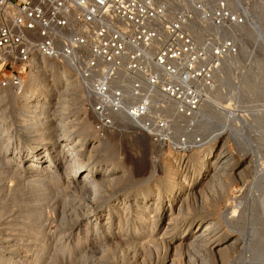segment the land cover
I'll list each match as a JSON object with an SVG mask.
<instances>
[{
  "label": "built area",
  "instance_id": "1",
  "mask_svg": "<svg viewBox=\"0 0 264 264\" xmlns=\"http://www.w3.org/2000/svg\"><path fill=\"white\" fill-rule=\"evenodd\" d=\"M245 7V0H0V85L21 90L34 59H55L75 75L100 138L126 122L159 145L197 144V112L217 91L226 61L239 57Z\"/></svg>",
  "mask_w": 264,
  "mask_h": 264
},
{
  "label": "bare ground",
  "instance_id": "2",
  "mask_svg": "<svg viewBox=\"0 0 264 264\" xmlns=\"http://www.w3.org/2000/svg\"><path fill=\"white\" fill-rule=\"evenodd\" d=\"M245 8L250 11V14L247 16V21L240 30L239 55L247 54L246 57H249L251 53V51L250 52L247 51V47H245L246 44L244 46V43L247 40L246 38L250 37V35H248L247 33L248 30L253 31L252 34L255 37L254 38L255 49H257L258 52H260V50L262 51V56L259 53V58L257 62L258 71L256 70L257 71L256 74L252 72L244 77V82L245 84H247V87L246 86L245 87L248 89L247 91L245 90L246 91L245 93L248 92V95L251 96L254 94V99L255 97H257V99L260 98L262 102L264 101V27H262L263 25H261L262 22L260 23L258 20H256L257 16L251 17V14L253 12L252 11L253 6H251L250 8L249 7L248 8L245 7ZM255 10L256 12L258 11L256 8ZM247 25H249V29ZM242 48L244 49V51H247L249 53L243 52ZM237 59L238 58L235 57L228 59L226 61L225 68L220 73L221 75H219L220 77L218 78L219 83L225 80V78H229V77H224L226 68L230 70L231 69L230 63L234 62ZM53 61L55 60H51L47 58H36L34 59L32 63V67L29 71V76H28L30 78L29 82L32 85L28 86L26 92L27 94H30L32 96L33 95L37 96V104L33 116L21 117L23 124L20 126L19 130L21 132H24V129L29 127L27 128L28 133L31 134L30 139L28 140L29 142L31 141L30 144L28 142H27L28 144H25V148L30 149V151H28L30 154L28 155L27 161L25 162L26 164L24 163L23 165L19 160L20 158L12 154V149L10 150L8 144H4V140H3L4 132L2 128H0V141L3 140V142L0 144V180L6 179V181L7 180L11 181V179H13L15 176H21L23 181L24 182L26 181V185L30 187L31 192L33 193V201L34 202L35 201L37 202L39 200L42 201V202L39 201L40 202L39 204L37 203L39 206L32 208V212L28 215L29 221L27 224L29 226L28 228H25L24 232L23 230H21L22 228L20 229L19 226L14 224L13 221L7 223V227L5 226V228L4 227L0 228V264H61L62 263L61 260L63 257L65 258V256L69 254H71L70 257H73L72 256V254H74L73 250H70L68 252L66 249L68 247V244L66 243L65 238L73 233V232L71 233V231H73L76 226H73L70 229H68L69 228L68 222L70 221L67 220V215L69 214L66 213L67 208H65L67 203H65L66 201L65 199L62 200L64 197L60 198V196L64 194L65 190L67 192L69 189H71L72 182L78 184L83 183V185H81L78 189H75V191L78 190L77 193L80 192L82 194V195L80 194L81 196L83 195L84 197L86 196V198H84L86 201L84 203H77L78 206L76 207L77 209L80 208L84 211V214L83 213L81 214L79 212L80 209L78 210L79 214L85 215L87 217L90 224L91 223L90 221H92L93 219L94 220L100 219V216L98 214L100 213L101 210L99 209L98 211V208L102 207V204H100L98 200L105 197V194L107 192L114 190L115 186L118 184V181L121 180L126 174V170L117 168V165L115 163H111L107 166H102V164L100 165L98 163L99 160L98 158H100V156H98L97 158L94 155L93 150L87 151V153L84 155L82 153L84 145L82 144L81 141L75 142V140L71 137L72 130L69 129V127L62 120L61 117L58 116L56 117V124H54L55 125L54 127L49 125L48 117L46 115H43L45 114L44 112L47 108L46 104L48 103L45 99H43L44 100L43 101L42 99L39 98L40 95L44 96L43 92H45L43 91L44 89L41 87L40 83L38 82V77H37L42 70L51 68L53 73L59 74L60 79L62 81L63 88L61 92L57 94V95H61L57 98L60 104L54 110L58 115H60L63 111H66V109L69 108L68 100L64 96L66 93L68 95L70 93V96H73V98L75 97L78 98V96L81 95L82 93L80 85L75 75L69 69V67L64 63L59 62L60 67L57 68L58 64L54 65ZM255 64L256 62L254 61L253 66ZM228 76H230L229 73ZM241 80L243 79L237 81L235 86L231 87V89L229 88L230 89L229 91L226 90L228 91L227 92L228 94H232V97L230 99L225 98L226 101L223 100V102L222 101L219 102L217 101L219 97L216 100L214 97H212L213 94H211L210 92L207 93L206 101L197 112L196 115L197 123L199 122L202 125V122L203 124H205L206 121H215L218 127L214 128L213 131L208 133L205 132L204 130H201L204 127L203 125L200 126L198 124L200 126V127L198 126L200 133L202 134V141L197 144L190 142V144L197 145L198 147L206 146V149L200 153L199 157L197 158L194 157L193 160L189 159L186 161L182 157L180 158L173 157L172 153L169 151L170 152L169 155L171 156V158H174L173 159L174 163L171 169L168 170L166 173L168 177L166 178L167 181L165 183L170 187V191L172 190L171 192H169L170 194L168 193L169 199H167V201H165V199L161 196L162 190H164L162 185H157L155 188H150L148 186L134 193L127 194L128 196L124 198V200L120 198L122 201L116 200L114 204L112 203L113 205L110 206V209L106 214L107 215L106 218L107 220L105 223L106 226L111 225L113 223L112 220L119 217H123L119 219L121 221H124L125 226L127 227L131 224L135 229L134 232L136 233V236L132 235L130 236V238L124 239L123 241L121 240V242L118 241L119 243H116L114 241L115 238H113V236L111 238L110 236L109 238H111L113 241H111L110 239V241L107 242V240L109 239V238L107 239V236H109L110 234V232L107 230L108 232L105 233L107 235L106 237H104L107 240L103 241L102 238L101 239L102 241L98 242L99 244H97L98 246H96L98 249L102 250L101 252H103L102 255L100 254V256H102L101 257L102 260L103 258L104 259H106L107 257L110 258V254L112 253L110 251L114 248V245L113 248H109V246H111L112 244H114L113 242H115L116 246L117 244H120L122 246L124 245L123 247L126 248L125 250H129V249H134V251L141 250L143 252L144 251L147 252V254L153 251L159 253V251H161L163 248L171 250V253H169L168 256L169 259L166 262V264H176L177 257L179 255H183L184 254L183 252L185 251H187L189 254L195 253L198 255V257L200 256L201 264H209L210 260L212 259L213 260L217 259L219 264H228L229 262H231L232 259L230 258L231 251L240 247L245 249L244 252L246 251L251 253V259H253L252 257L258 258L256 260H259L258 261L259 264H264V247L261 242V239L263 238L262 237L263 233L261 235V226H260L262 222L259 223L260 225L256 226V227L260 226V232H258L260 233L259 234L260 251L258 249L257 251L254 250L255 252L252 251L255 248V246L259 245L258 244L259 238L253 232L254 231L253 229L255 227L252 230L250 229V231L247 229L244 230L242 228L240 230L234 229L235 227H238L235 226L236 223L237 225H239L237 220L243 216L242 214L238 213L241 211L240 208L243 205V201L237 202V204H234L233 202L230 201L231 204L229 207L230 211H227L226 209V211H222V213L220 212L221 214L220 217L217 219V221H215L214 219H210L205 222L198 221L193 227V229H190V232L189 231L185 232L181 229H180L181 232H178L183 219L186 217V215L191 214L193 201H196L198 199L199 201H201V203L202 202L204 203L206 199L207 202L208 199L210 198L211 195L210 193L211 192L214 193V190L216 191V187H212L213 186L212 184L215 183L220 185L221 189L219 190H222L221 192L224 193L225 191L224 183L227 182L226 180L227 178H229V175L232 176L233 174H236L243 176L245 170H249L248 168L252 164L253 160L256 161L257 156H255V158L254 156H252L251 159L247 160L245 164L242 165V167H244L243 170L237 173L236 172L237 168L232 167L233 157L226 150V141L229 138H234L237 140L238 137L242 136L241 133L242 128L237 125V122L241 120L243 123H245L248 120H250V118H247L246 115L247 112L244 110V108H242V106H239L241 107L239 108L236 104H234V106L236 105L234 108L232 103L229 102V100L231 99H235L236 102H238V100L240 101V99L237 98L238 97L237 95H239L242 92L243 87ZM226 91L224 93H226ZM9 93L10 92L4 89L0 91L2 97H7ZM233 109L236 111V115H234ZM23 110L25 109H22V111ZM21 114L26 115L27 113L24 114L23 112ZM119 119L124 121L125 117L121 115ZM261 127L264 128V112H261ZM208 129L209 128H207V130ZM261 133H262L261 136H264V132L262 130ZM23 138L24 137L22 136V133H18L15 141H11L13 145L15 144L16 149H18L20 146L24 144L25 139ZM44 141H51L52 142L51 146L50 147L45 146L43 148L40 147V144ZM60 142H64V144L61 145ZM45 145H47V142ZM60 146H62L63 148H60ZM179 149H183V148H179ZM95 157L96 159H94ZM193 167L195 168L193 169ZM61 169L66 170L64 177L67 183L65 182L66 183V185L64 184L65 187L53 188V185L57 183L56 182L57 179H55L54 177L56 181L55 180L53 181L52 177L56 175L58 176ZM58 171L59 173L57 174ZM194 174H196L195 179H194ZM59 177L60 176H58V178ZM200 182H202L201 186L199 185ZM6 184H4V190L7 189L6 191H8V193L11 190L16 189L15 187H14L15 189L14 188L10 189V187H8L9 184L7 186ZM16 185L19 186V184ZM260 185H262L261 193H260L261 199L259 201L260 205L258 202L257 205L260 206L261 214H263V218H264V176H262L261 178ZM213 188L215 189L213 190ZM1 189L3 190V187ZM221 192L220 194H222ZM216 193L218 192L216 191ZM73 194L75 195V193ZM37 196H39V198H37ZM155 196H157L156 202L155 204H153L152 198ZM154 199L155 198H153V200ZM177 200H180V204L178 206L177 203H175L177 202ZM30 203L33 204L32 202ZM195 203H193L194 206ZM203 203L201 206L206 207V205H204ZM60 204L61 207L63 208L61 210H59ZM246 205L244 203V206ZM255 206L254 208H256ZM43 207H47L49 209L52 208L53 212H56V214L58 215V217L48 218V220L51 219L52 221L53 220L55 221L54 227H49V225L45 223V218H44L45 210ZM76 207L74 206V208ZM67 212L69 211L67 210ZM1 213H0V218L1 216H4L3 215L4 213L3 212ZM70 213L72 214V212ZM123 214L126 215L123 216ZM21 216H25V215H21ZM24 218L25 217H23V219ZM79 218L78 219L76 218L77 223H79L82 219ZM21 221L23 220L21 219ZM219 222L225 224L227 227L230 226L233 229L231 230L230 233L221 234L220 232H217V228H216V224H218ZM0 225L3 226L2 223H0ZM64 225L65 228H63ZM97 225L95 224V226ZM89 229H87L86 231L84 230L85 239L89 238L90 235ZM256 231L257 230L255 229V232ZM253 234L255 235L256 238H258V242L254 241L255 237ZM96 235L97 236L99 235V229L96 230ZM95 240H97V238L93 239L92 241ZM94 246L93 249H97ZM123 247L120 248L122 249ZM119 251L122 252L121 250ZM97 255L99 256V254ZM78 256H83L82 258L85 259L84 261H81L79 264L88 263V262L85 263L88 258L87 252L83 255L80 254ZM79 258L81 257H78L77 259ZM255 258L253 260H255ZM101 259L98 261H101ZM188 260H189V256H188Z\"/></svg>",
  "mask_w": 264,
  "mask_h": 264
},
{
  "label": "rangeland",
  "instance_id": "3",
  "mask_svg": "<svg viewBox=\"0 0 264 264\" xmlns=\"http://www.w3.org/2000/svg\"><path fill=\"white\" fill-rule=\"evenodd\" d=\"M245 1L250 5V7L253 6V9H252L253 12L251 14V17L257 16L256 20H258L260 23L262 22L261 25H263L262 27H264V0H245ZM255 8L259 11V12L257 11L258 13L256 12ZM247 27L249 29V25H247ZM247 33L248 35H250V37L246 38L247 40L245 41L244 46L246 44L245 47H247V51L249 52L251 51L249 57H246L247 54L239 55L237 60L230 63L231 69L229 70L228 68H226V71L224 74V77H229V78H225V80L219 83L220 86L217 89V91L213 93L212 97H214L216 100L219 97L217 100L219 102L221 101L223 102V100L226 101V99H230L232 97V94H228L227 92L231 89V87L236 85L237 81H239L240 79H243L241 80L242 87H243L242 92L239 95H237L238 96L237 98H239L240 101L238 100V102H236L235 99H231L229 100V102H231L233 106L234 104H236L238 107L242 106V108H244V110L247 112L246 114L247 118H250V120H248L245 123H243L241 120L237 122V125L242 128L241 129L242 136L238 137L237 140L234 138H229L226 141V150L233 157L232 167L237 168L236 170L237 173L243 170L244 167H242V165H244L247 160L251 159L252 156H254V158L255 156H257L256 161L253 160L252 164L248 168L249 170H245L243 176L236 175V174H233L232 176L229 175V178H227L226 180L227 182L224 183V187H225L224 193L221 192L222 190H219L221 189V187L217 183L212 184L213 186L210 185L212 187H216V191L219 194L216 193V191L214 190L215 188H213L214 193L216 194L211 192L210 198L208 199L207 197L208 201L206 202V199H205V202L204 203L202 202L204 205H206V207L201 206L202 203L198 199L196 201H193L191 214L186 215V217L181 222L179 230L181 229L185 232H188V231L190 232V229H193V227L198 221L205 222L210 219H214L215 221H217L222 211H226V209L227 211H230V208H229L231 205L230 201L233 202L234 204H237V202L243 201V205L240 208L241 211L238 212L239 214H242L243 216L241 215L242 216L240 217L241 220L240 219H238L239 221L237 220L239 225H237L236 223L235 226H238V227H235L234 229L240 230L242 228L244 230L247 229L250 231V229L252 230L255 227L253 229L254 230L253 232L259 238V242H258V238H256L255 235L253 234L255 237L254 241H257L259 245L255 246V248L252 251L254 250L257 251V249L260 251V248H259L260 247V235H259L260 233H258L260 232V226H261V235L263 233L262 235L263 238L261 239V242L264 247V232H263L264 218H263V214H261V209L259 206L260 205L259 201L261 199L260 197L261 196L260 194L261 186H262L260 184H261V178L262 176H264V173H262L264 172L263 171L264 170V136H261L262 135L261 130L264 132V128L261 127V112H264L263 110L264 101L261 102V99L260 98L257 99V97H255L254 99V94L252 95L253 96L252 97L251 95H248V92L245 93L248 89L246 88L247 84H245L244 82V77L247 76V74L252 73V72L256 74V72L258 71L257 62L259 58V53L262 56V51L260 50V52H258V50L255 49L254 47L255 37L252 34L253 31L248 30ZM243 48H242L243 52H247V51H244ZM51 60H55V59H51ZM56 61L57 60L53 61V64L54 65L58 64L57 68H59L60 67L59 61L57 62ZM254 61L256 62V64L253 66ZM228 73L230 74V76H228ZM28 76H29V72H28ZM37 77H38V82L40 83L41 87L44 89L43 91L46 92V93L43 92L44 96L40 95L39 98L42 100L45 99L48 103L46 104L47 113L45 110L44 112L45 114L43 115H46L48 117L49 125L54 127L55 126L54 124H56V117L57 116L61 117L62 120L67 124L69 129L72 130L71 137L75 140V142L81 141L82 144L84 145L83 152H82L84 155L87 153V151L93 150L94 155L97 158L98 156H100V158L102 159L101 160L100 158H98L99 159L98 163L100 165L102 164V166H107L111 163H115L117 165V168L126 170L125 176L121 180L118 181V184L115 186L114 190L107 192L105 194V197L98 200V202L102 204V207L98 208V211L99 209L101 210L100 213L98 214L100 216V219L98 220L93 219L92 221H90L91 222L90 224H89L87 217L85 215H81L82 213L84 214V211L80 208L77 209L76 207L78 206L77 203H84L86 201L84 199L86 198V196L85 197L84 195L81 196L82 194L80 192L77 193L78 190L75 191V189H78L81 185H83V183L78 184V183L72 182L71 189H69L67 192L65 190L64 194H62L63 196L62 195L60 196V198L64 197L62 200L65 199L67 201V202L65 201V203H67V205L65 206V208H67L66 213L67 214L69 213L67 215V220L70 222H73V223L68 222L69 228L68 227L67 228L70 229L71 227L76 226L74 230L71 231V233L72 232L73 233L70 236L68 235L65 238L66 243L68 244V247L66 249L68 252L70 250H73L74 252V254H72L73 257H70L71 254L69 253H68L69 255L66 254L67 256H65V258L64 257L62 258L61 264H68V263L79 264L81 261H84L85 259L82 258L83 256H78V255L80 254L83 255L86 252L88 253V258L85 263L88 262L89 264H166V262L169 259L168 256H169V253H171V250L163 248L161 251H159V253L153 251L147 254V252L144 251L146 253L145 254L141 250L140 251H134V249L125 250L126 248L123 247L124 245L122 246L120 244H117L116 246L115 244L121 242V240L123 241L124 239L130 238V236L132 235L136 236V233L134 232L135 229L131 224L128 227L125 226V222L120 220L123 217H119L120 219L116 218L112 220L113 223L109 226H106L105 224L107 220L106 214L108 213L110 206L113 205L116 202V200H119V201L121 199L124 200V198L128 196L127 194L134 193L148 186L150 188H155L157 185H162L164 190H162L161 196L165 199V201H167V199H169L168 193L171 192L172 190L170 191V187L166 185L165 183L167 181L166 178L168 177L166 173L168 170L171 169L174 163V160H173L174 158H171L169 153L171 152L173 157L175 158L182 157L186 161L189 159L193 160L194 157L195 158L199 157L200 153L206 149V146L198 147L197 145L190 144L184 147L183 149H175L172 146H162V145H159L151 141V139L146 134L137 131L129 123H126V122H123L120 125H118L112 132L106 135L105 138H100L96 134V130L93 126V118L90 114V111L84 103L83 93H81V95H79L78 98L77 97L73 98V96H70V93L69 95L66 93L64 96L68 100L69 108H67L66 111H63L60 115H58L54 110L60 104L57 98L61 95H57V94L61 92L63 88L62 81L60 79L59 74L53 73L52 69L48 68V69L42 70L38 74ZM29 80L30 78L28 77L25 87L21 90L9 88V87H2L0 85V91L4 89L10 92L7 97H2L0 94V128H2L4 132V137H3L4 144H8V146L10 147V150L12 149V154L15 155L16 157H19L20 158L19 160L21 161L23 165L27 161L28 155L30 154L28 152L30 151V149L25 148V144H28V143L30 144L31 141L29 142L28 140L30 139L31 134L28 133L27 128L29 127L25 128L24 132H21L19 130L20 126L23 124L21 117L33 116L35 108H36V104H37V96L35 95L32 96L30 94H27L26 92L28 89V86L32 85L30 84ZM221 91H222V94H221ZM225 91L227 93V96H226V93H224ZM247 95L249 96V99ZM250 98H252L253 100ZM22 109H25V110L22 111ZM23 112L24 114L26 113L27 114L26 115L21 114ZM233 112H234V115H236V111L234 110ZM198 124L200 126L203 125L205 128L203 127L201 130H204L205 132H208V133L213 131L214 128L218 127L215 121H206L205 123L206 125L203 124V122H202V125L199 122L197 123V125ZM207 128L209 129L207 130ZM16 133L17 134L22 133V136L24 137L23 139H25L24 144L18 148L20 151L15 148V144L13 145L11 143V141H15V139L17 138ZM3 140L0 141V144L3 142ZM46 142H47V145H45ZM60 143L61 145L64 144V142H60ZM51 144H52L51 141H44L40 144V147L42 148L45 146L50 147ZM60 148H63V147L60 146ZM96 157L94 159H96ZM194 168L195 167H193V169ZM65 171L66 170L61 169L60 173L59 171L57 172V174L59 173L58 174V176H60L59 178L56 175V173H55L56 176L52 177L53 181L57 179V181L55 180L57 183L53 185V188L65 187L67 183L64 177ZM195 175L196 174H194V179L196 178ZM201 183L202 182H200L199 184L200 186L202 185ZM4 184H6V186L9 184L8 187H10V189H13L14 187L16 189L14 188L15 190H11L12 192L10 191L8 193V191H6L7 189L4 190ZM16 184H19V186ZM2 187H3V190L1 189ZM27 188L30 190V187L26 185V181L24 182L21 176H15L13 179H11V181L9 180L6 181V179L0 180V213L1 212L4 213L3 214L4 216H1L0 218V223L3 224V226L0 225V228L2 227L5 228V226L7 227V223L11 221H13L14 224L18 225L20 229L22 228L21 230H23V232L25 231V228H28L29 226L27 224L29 221L28 215L32 212V208L39 206L38 204L42 201L39 200L40 202L39 201L34 202L33 193L31 192V190L29 191ZM208 189H209V186H208ZM72 191L73 193H75V195L72 193ZM220 192L222 194H220ZM156 197L157 196L153 197L155 198L154 200L152 198L153 204H155L156 202ZM37 198H39V196H37ZM30 202H32L33 204H31ZM257 202L259 203V205H257L258 204ZM175 203H177V206H178L180 204V200H177V202ZM193 203H195V206ZM244 203L245 205L247 204L248 206L247 205L244 206ZM74 206L76 208H74ZM254 206L256 208H254ZM59 207H58L59 210L63 209L61 207V204ZM43 208L45 210L44 211L45 215L47 213L46 215L47 218L44 215L45 223L48 224L49 227H54L55 221L54 220L52 221L51 219L48 220V218L58 217V215L56 214V212H53L52 208L50 209L47 207H43ZM67 210L69 212H67ZM78 210L81 214H79ZM70 212H72V214ZM20 214L25 215V216H21ZM125 215L123 214V216ZM23 217L25 218L23 219ZM20 218L23 221H21ZM76 218L77 219L82 218V219L79 223H77ZM97 222H98V225H97ZM260 222H262L261 225L259 224ZM95 224L97 226H95ZM257 225H260V226L256 227ZM229 227L230 226L227 227L225 224L220 223V222L216 224L217 232H220L221 234L230 233L233 228L230 227L231 228L230 229ZM63 228H65V225L63 226ZM87 229L90 230V235H89V238L85 239V231ZM97 229H99L98 236L96 235ZM255 229L257 230L256 232H255ZM107 230L110 232L109 236H107V239L110 236L111 238L113 236V238H115L114 241L116 243L113 242L114 244L109 246V248H113V245H114V248L110 251L112 252L110 254V258L107 257L106 259L103 258L102 260L101 259L102 256H100V254L102 255L103 252H101L102 250L98 249L96 246H98L97 245L99 244L98 242L102 240L103 241L107 240L106 238H104L107 235L105 234L106 232H108ZM179 230L178 232H181V230L180 231ZM95 238H97V240H95L96 242L92 241ZM111 238H109L107 242L110 241ZM111 241L113 240L111 239ZM93 246L97 249H93ZM120 247H123V248L121 249ZM119 250H121L122 252H120ZM244 250L245 249L240 247V248H236L233 251H231L230 258L232 259H231V262H229L228 264H245V263L246 264H259L258 262L259 260H256L258 258L252 257L253 259L255 258V260L251 259V253L246 252V251L244 252ZM183 253H184L183 255H179L178 257L176 256L177 257L176 264H201V257L200 256L198 257L197 254L195 253L189 254L187 251ZM97 254H99V256ZM188 256H189V260H188ZM78 257H81L79 258L80 261L79 259H77ZM99 257L101 261H98L100 260ZM209 264H219V262L217 261V259H214V260L212 259L210 260Z\"/></svg>",
  "mask_w": 264,
  "mask_h": 264
}]
</instances>
